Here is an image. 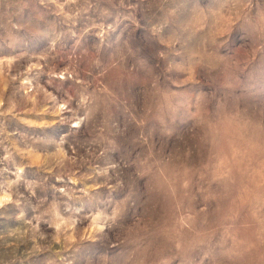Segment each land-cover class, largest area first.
Instances as JSON below:
<instances>
[{
    "label": "rangeland",
    "instance_id": "rangeland-1",
    "mask_svg": "<svg viewBox=\"0 0 264 264\" xmlns=\"http://www.w3.org/2000/svg\"><path fill=\"white\" fill-rule=\"evenodd\" d=\"M0 264H264V0H0Z\"/></svg>",
    "mask_w": 264,
    "mask_h": 264
}]
</instances>
